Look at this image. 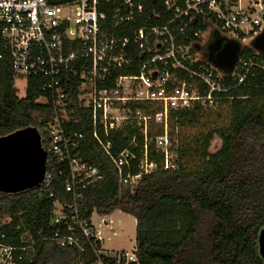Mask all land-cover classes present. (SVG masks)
<instances>
[{"label": "built area", "instance_id": "built-area-1", "mask_svg": "<svg viewBox=\"0 0 264 264\" xmlns=\"http://www.w3.org/2000/svg\"><path fill=\"white\" fill-rule=\"evenodd\" d=\"M263 30L264 0H0V61L8 58L16 77L42 78L41 90L49 95L36 101L50 103L53 111L38 130L46 169L36 190L52 198L48 188L57 172L71 196L69 205L53 203L51 223L61 226L52 234L57 245L75 248L87 260L75 264H140L136 245L104 248V233L115 235L105 215L80 217L84 190L103 176L84 160V134L73 130L78 109L87 112L84 129L120 182L133 188L157 169L154 154L162 156L164 169L176 167L172 114L216 111L246 98L241 89L264 74V54L252 47ZM218 39L240 46L231 72L208 60L204 48ZM33 247L0 244V264H17L20 252Z\"/></svg>", "mask_w": 264, "mask_h": 264}, {"label": "trees", "instance_id": "trees-1", "mask_svg": "<svg viewBox=\"0 0 264 264\" xmlns=\"http://www.w3.org/2000/svg\"><path fill=\"white\" fill-rule=\"evenodd\" d=\"M52 5L77 0H47ZM138 26H135L137 28ZM251 53V49L243 52ZM264 74L243 87L245 99L224 103L230 120L196 138L198 149H191L187 137H178L171 153L175 168H163L162 156L154 154L157 169L143 176L133 188L124 186L108 156L84 129L87 112L78 109L83 132L84 160L96 166L103 178L90 185L78 201L80 217L92 212L110 215L114 211L135 220L136 255L140 264H263L258 238L264 229ZM16 75L8 58L0 61V137L25 128H36L53 116L48 97L41 88L43 79L28 77L23 98L17 95ZM72 99L76 90L71 91ZM213 111L192 109L172 114L170 137L177 126L198 127ZM176 134V140H177ZM124 136H126L124 138ZM128 136V137H127ZM131 133L123 135L119 150ZM217 137L221 146L210 153ZM175 148V149H173ZM194 152L199 165L187 169V156ZM48 191L52 198L36 189L16 194L0 193V244L28 247L17 264H75L87 261L78 250L60 247L52 239L60 225L52 224L54 202L72 203L62 180L53 172ZM22 237V238H21Z\"/></svg>", "mask_w": 264, "mask_h": 264}, {"label": "water", "instance_id": "water-1", "mask_svg": "<svg viewBox=\"0 0 264 264\" xmlns=\"http://www.w3.org/2000/svg\"><path fill=\"white\" fill-rule=\"evenodd\" d=\"M252 47L264 54V30ZM240 53L237 43L222 44L218 39L207 47L208 60L225 72H231ZM46 152L36 128H25L0 137V193L16 194L38 189L45 175ZM259 255L264 264V229L258 238Z\"/></svg>", "mask_w": 264, "mask_h": 264}, {"label": "rangeland", "instance_id": "rangeland-1", "mask_svg": "<svg viewBox=\"0 0 264 264\" xmlns=\"http://www.w3.org/2000/svg\"><path fill=\"white\" fill-rule=\"evenodd\" d=\"M26 78L17 76L15 78V88L17 89V95L19 98H23L26 92ZM230 120L229 117V109L226 106H221L213 113H210L208 117H205L200 121L198 127L189 128L185 126H177L174 132V136L171 139V144L177 145L178 137L185 136L187 137V144L191 147V149H198L197 139L200 135L206 133L208 129L213 127H223L228 124ZM177 140H176V134ZM171 138V137H170ZM221 146L220 140L215 137L210 146V153H215L219 150ZM175 149V148H173ZM199 165V156L194 152H191L187 156V160L185 161V167L190 169L191 167H195ZM105 219H108L112 223L113 232L115 235H111V233H104V243L103 246L108 250H130L135 245L136 238V228L134 218L129 215L122 213L121 211H114L110 215H105ZM92 221L97 224L98 218L95 215H92ZM109 238V239H108Z\"/></svg>", "mask_w": 264, "mask_h": 264}, {"label": "flooded vegetation", "instance_id": "flooded-vegetation-1", "mask_svg": "<svg viewBox=\"0 0 264 264\" xmlns=\"http://www.w3.org/2000/svg\"><path fill=\"white\" fill-rule=\"evenodd\" d=\"M212 44V41H210L206 46H205V52H207V47L209 46V45H211Z\"/></svg>", "mask_w": 264, "mask_h": 264}, {"label": "crops", "instance_id": "crops-1", "mask_svg": "<svg viewBox=\"0 0 264 264\" xmlns=\"http://www.w3.org/2000/svg\"><path fill=\"white\" fill-rule=\"evenodd\" d=\"M134 222H135V220H134Z\"/></svg>", "mask_w": 264, "mask_h": 264}]
</instances>
